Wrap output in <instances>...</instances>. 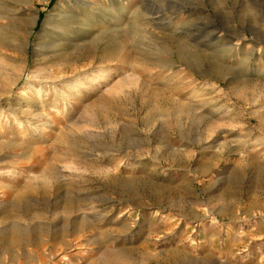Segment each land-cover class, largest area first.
<instances>
[{
    "label": "rangeland",
    "instance_id": "1",
    "mask_svg": "<svg viewBox=\"0 0 264 264\" xmlns=\"http://www.w3.org/2000/svg\"><path fill=\"white\" fill-rule=\"evenodd\" d=\"M121 1L0 0V264H264V0Z\"/></svg>",
    "mask_w": 264,
    "mask_h": 264
},
{
    "label": "bare ground",
    "instance_id": "2",
    "mask_svg": "<svg viewBox=\"0 0 264 264\" xmlns=\"http://www.w3.org/2000/svg\"><path fill=\"white\" fill-rule=\"evenodd\" d=\"M84 1V3L86 4V5H92V3L90 2V0H83ZM115 1V0H114ZM114 1L113 0H110V2L111 3H114ZM82 2V1H81ZM121 2H127V0H123V1H121ZM119 4H121V3H119ZM121 11H122V13L123 14H126V11H127V8L125 7V8H123V9H121ZM7 12V11H6ZM12 18V17H11ZM9 18V17H6V16H0V44L1 45H3V46H7V47H9V48H13V49H18V50H21L22 52H25L26 51V46H27V43L25 42V41H21L18 37H17V35L16 36H14L13 34H11V33H9L7 30L6 31H4V29H7L9 26L11 27V25H12V23H14L13 22V20H15L14 18ZM51 15H49L47 18H46V20H45V23H44V26H46V25H49L50 24V21H51ZM165 18V17H164ZM155 19V18H154ZM171 19V18H170ZM63 21H64V24L62 25V26H60V27H56V29L60 32V36H62L63 34L64 35H77V32H73L72 31V29L70 30V23L68 22L69 21V19L68 18H66V17H64L63 19H62ZM149 21H151V20H149ZM16 22V21H15ZM148 22V21H147ZM161 22H167L166 24H170L171 22H170V20H168V19H161ZM150 23V22H149ZM82 26V25H81ZM12 27H14V26H12ZM16 27V26H15ZM83 28V27H82ZM92 28V27H91ZM170 28V27H169ZM175 28V26H173V27H171V29H174ZM15 29H17V28H14L13 30L14 31H16ZM81 29V28H80ZM83 30H85V29H83ZM91 30H93V28L91 29ZM11 32V31H10ZM90 32V28L89 29H86L85 30V33H89ZM16 33V32H15ZM18 33V32H17ZM171 33V32H170ZM86 35V34H85ZM89 35V34H88ZM87 36V35H86ZM20 37V36H19ZM187 37V36H186ZM189 37V36H188ZM73 38V37H72ZM183 38V37H182ZM73 41H74V39H73ZM50 45H54V42H51V44H48V45H43V44H37L36 45V47H37V52L39 53L40 52V50L41 49H43V48H47L48 46H50ZM237 45H239V44H237ZM237 45H235V46H237ZM232 48V47H231ZM256 48H257V46H256ZM255 48V49H256ZM260 51V50H259ZM250 55H252V52H251V54ZM61 82V81H60Z\"/></svg>",
    "mask_w": 264,
    "mask_h": 264
}]
</instances>
